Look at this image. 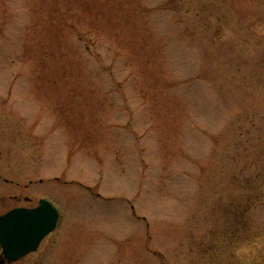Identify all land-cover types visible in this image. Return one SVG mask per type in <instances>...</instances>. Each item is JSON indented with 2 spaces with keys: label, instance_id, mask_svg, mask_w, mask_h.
Listing matches in <instances>:
<instances>
[{
  "label": "rangeland",
  "instance_id": "1",
  "mask_svg": "<svg viewBox=\"0 0 264 264\" xmlns=\"http://www.w3.org/2000/svg\"><path fill=\"white\" fill-rule=\"evenodd\" d=\"M0 148L39 264H264V0H0Z\"/></svg>",
  "mask_w": 264,
  "mask_h": 264
},
{
  "label": "flooded vegetation",
  "instance_id": "2",
  "mask_svg": "<svg viewBox=\"0 0 264 264\" xmlns=\"http://www.w3.org/2000/svg\"><path fill=\"white\" fill-rule=\"evenodd\" d=\"M41 182L42 181L38 179H29L27 182H24L16 177L4 176L3 149L0 148V213H1L0 215H3L2 213L3 207H7L8 205H12L16 203L21 205L15 207L34 208L38 206L39 200L41 198L38 195L39 185ZM198 231L199 233L197 232V229H194L193 234H188L186 236L187 237L190 236V239L192 238L191 242L195 243L193 247L198 248L199 250L201 249L203 252H205L204 255L206 256V252L208 253L215 247L216 242L214 239L215 238L214 230L198 229ZM188 238L183 237L182 241H189L190 239ZM41 245L35 251H32L15 261H9L7 258H5L3 253V248L0 245V264H39L40 261L45 260V258H49L50 255L52 254L49 252L51 248L50 245L46 250V252L44 253H42ZM46 253L48 254L47 257L45 256ZM152 253L156 255L158 252L152 250ZM163 262L167 263L165 259Z\"/></svg>",
  "mask_w": 264,
  "mask_h": 264
},
{
  "label": "water",
  "instance_id": "3",
  "mask_svg": "<svg viewBox=\"0 0 264 264\" xmlns=\"http://www.w3.org/2000/svg\"><path fill=\"white\" fill-rule=\"evenodd\" d=\"M59 220L58 209L43 200L35 210H18L8 219L0 221V243H25L11 259H16L36 248L41 239L53 231Z\"/></svg>",
  "mask_w": 264,
  "mask_h": 264
}]
</instances>
